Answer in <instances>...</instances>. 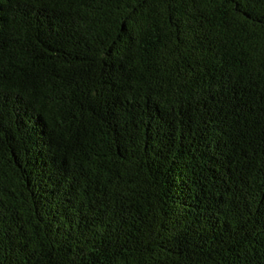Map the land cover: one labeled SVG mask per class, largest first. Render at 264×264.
Listing matches in <instances>:
<instances>
[{"label":"trees","instance_id":"1","mask_svg":"<svg viewBox=\"0 0 264 264\" xmlns=\"http://www.w3.org/2000/svg\"><path fill=\"white\" fill-rule=\"evenodd\" d=\"M0 264H264V0H0Z\"/></svg>","mask_w":264,"mask_h":264}]
</instances>
